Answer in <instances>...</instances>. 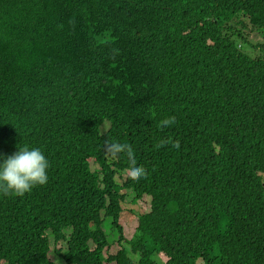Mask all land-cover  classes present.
Listing matches in <instances>:
<instances>
[{
	"label": "trees",
	"instance_id": "obj_1",
	"mask_svg": "<svg viewBox=\"0 0 264 264\" xmlns=\"http://www.w3.org/2000/svg\"><path fill=\"white\" fill-rule=\"evenodd\" d=\"M252 34L264 36V0H0V152L37 146L50 162L46 184L0 192V264H58L51 236L67 264H264ZM127 191L150 197L130 239Z\"/></svg>",
	"mask_w": 264,
	"mask_h": 264
},
{
	"label": "clouds",
	"instance_id": "obj_2",
	"mask_svg": "<svg viewBox=\"0 0 264 264\" xmlns=\"http://www.w3.org/2000/svg\"><path fill=\"white\" fill-rule=\"evenodd\" d=\"M245 48L246 51H250L254 48L258 49L259 47L250 46L249 43ZM173 122L174 117H167L161 121V126ZM104 147L105 151L113 156L121 153L127 154L129 164L128 175L131 178L139 179L145 175L144 167L135 160L133 149L128 143L112 141ZM49 164L50 162L44 152L37 146H17L14 152L7 155L0 152V192H4L5 194L13 193L19 196L30 191L37 185L46 184L48 181L47 169L49 168ZM66 246L64 247L66 248ZM59 247L63 248V252L65 251L63 246ZM64 263L67 264L65 261Z\"/></svg>",
	"mask_w": 264,
	"mask_h": 264
},
{
	"label": "rangeland",
	"instance_id": "obj_3",
	"mask_svg": "<svg viewBox=\"0 0 264 264\" xmlns=\"http://www.w3.org/2000/svg\"><path fill=\"white\" fill-rule=\"evenodd\" d=\"M252 38L254 40H262L264 39V36L262 34H252L251 35ZM108 126V122L104 123L102 126V130H105ZM91 167L92 169H96L98 168V164L92 160L91 161ZM125 173V172H124ZM117 180L118 182H123L125 177L122 174H117ZM127 195L125 197V200L122 201V208L123 211L121 213L120 216V222L123 226V236L125 238L130 239L135 231V228L137 226V221H135L137 219V214L140 211H147L149 210V205H150V197L145 195L143 198L141 199H136V201L132 202V198H133V193L127 191ZM104 229L106 231V233L108 234V236H110V245L108 247V251L111 253L116 252L119 248H120V243L118 242V237L117 234L115 232V230L112 229L111 224H109V221H105L104 224ZM112 229V230H111ZM51 239V247H52V251L50 253L51 257L58 263V264H65L64 260L58 256L55 251H53V237H50ZM66 243L65 242H61L58 244L59 246H65ZM65 248V247H64ZM111 264H115V263H111Z\"/></svg>",
	"mask_w": 264,
	"mask_h": 264
}]
</instances>
